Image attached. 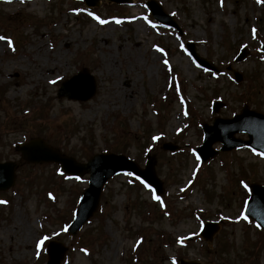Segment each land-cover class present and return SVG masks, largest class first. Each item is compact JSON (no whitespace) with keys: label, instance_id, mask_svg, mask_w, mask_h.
I'll return each instance as SVG.
<instances>
[{"label":"rangeland","instance_id":"rangeland-1","mask_svg":"<svg viewBox=\"0 0 264 264\" xmlns=\"http://www.w3.org/2000/svg\"><path fill=\"white\" fill-rule=\"evenodd\" d=\"M147 1L100 0L91 8L75 0L0 1V161L16 164L15 185L0 192V264H45L48 238L69 247L62 264H264L263 231L245 219L249 189L238 183L264 185V156L242 147L201 165L196 152L202 125L216 116L231 118L245 106L264 113V4L157 0L180 34L155 21ZM187 41L219 71L199 66ZM243 48L247 56L237 61ZM84 68L96 94L60 97L62 83ZM39 136L79 162L113 152L144 168L153 156L164 192L119 173L71 235L65 223L89 174L74 178L57 163L22 160L17 146ZM210 221L219 231L207 242L201 230Z\"/></svg>","mask_w":264,"mask_h":264},{"label":"water","instance_id":"water-1","mask_svg":"<svg viewBox=\"0 0 264 264\" xmlns=\"http://www.w3.org/2000/svg\"><path fill=\"white\" fill-rule=\"evenodd\" d=\"M117 3H130L131 0H109ZM88 6L98 5L99 0H85ZM148 6L153 16L165 25L179 28L176 21L163 10L160 3L150 0ZM187 47L196 60L208 69H216L211 62L201 57L195 49L193 43H188ZM247 52L243 51L238 60H242ZM237 75L240 81L241 75ZM97 84L95 77L84 69L71 79L65 81L59 89V96L87 101L96 92ZM222 106L217 103L214 107L218 111ZM245 132L249 134V140H243L235 137L236 133ZM205 139L204 144L198 151L203 160L211 159L219 150L213 149L215 142L223 143L221 151L232 150L240 146H250L253 149L261 150L264 153V114L250 110L245 107L241 114L231 119L217 117L213 125L204 126ZM24 160L33 163L57 162L60 163L63 170L73 176H81L90 173L89 187L83 192L80 198V205L76 212L74 220L68 227L71 234H76L84 223L94 214L99 205L103 186L118 172L132 171L143 177L151 183L158 192H162V182L156 177L154 171V158L149 157L146 169H140L135 162L125 155L117 154H98L91 158L87 163H79L73 157L62 155L57 149L52 148L42 138H36L28 143L19 146ZM165 149L175 150L176 147L165 144ZM15 166L13 162H0V190L9 189L15 183ZM252 194L247 203L246 214L254 218L264 229V186L253 183L251 184ZM218 230L216 223H209L203 235L206 239L211 240L214 233ZM48 262L47 264H61L65 258L67 247L56 241H51L48 245ZM199 264V263H190Z\"/></svg>","mask_w":264,"mask_h":264},{"label":"snow or ice","instance_id":"snow-or-ice-1","mask_svg":"<svg viewBox=\"0 0 264 264\" xmlns=\"http://www.w3.org/2000/svg\"><path fill=\"white\" fill-rule=\"evenodd\" d=\"M89 15H92L91 13H89ZM94 19H97L101 24H103V23H106L107 21H104V20H100V18L99 17H94ZM117 23H120V21H117ZM153 27H155V25L153 24L152 25ZM0 39H5L4 37H0ZM9 44H11V41H9ZM158 51H162V49H157ZM164 63L165 64H167L168 63V61L167 60H165L164 61ZM52 83H56V81H51ZM262 155H264V154H262ZM245 187H247V185H245ZM157 200H159L160 198L157 196V197H155ZM0 203H6L5 201H0ZM245 219H247V217H245ZM259 227V226H258ZM45 240L47 239V237H45L44 238ZM43 240H41L40 241V244H43ZM39 246V245H38Z\"/></svg>","mask_w":264,"mask_h":264},{"label":"bare ground","instance_id":"bare-ground-1","mask_svg":"<svg viewBox=\"0 0 264 264\" xmlns=\"http://www.w3.org/2000/svg\"><path fill=\"white\" fill-rule=\"evenodd\" d=\"M25 231V229H23Z\"/></svg>","mask_w":264,"mask_h":264}]
</instances>
